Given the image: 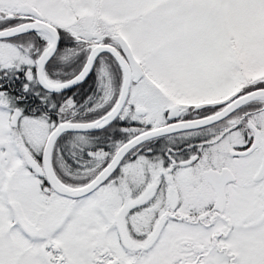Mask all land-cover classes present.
I'll return each mask as SVG.
<instances>
[{
	"label": "snow or ice",
	"instance_id": "obj_1",
	"mask_svg": "<svg viewBox=\"0 0 264 264\" xmlns=\"http://www.w3.org/2000/svg\"><path fill=\"white\" fill-rule=\"evenodd\" d=\"M0 264H264V0H0Z\"/></svg>",
	"mask_w": 264,
	"mask_h": 264
}]
</instances>
